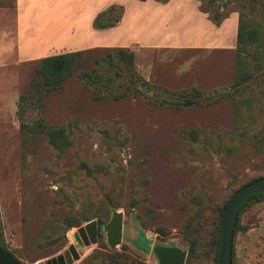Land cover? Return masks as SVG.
<instances>
[{
    "label": "rangeland",
    "instance_id": "obj_1",
    "mask_svg": "<svg viewBox=\"0 0 264 264\" xmlns=\"http://www.w3.org/2000/svg\"><path fill=\"white\" fill-rule=\"evenodd\" d=\"M183 1L202 8L212 23H195L187 8L176 18L180 23L134 27L133 21H144L135 14L148 11L139 0H0V233L20 264L43 263L69 244L78 252L71 264H109L103 259L108 246L102 227L95 243L86 246L73 241L78 226L64 231L62 244L59 238L49 242L59 237L50 229L63 217L107 201L115 207L109 217L121 213V239L114 249L129 264H156L155 244L186 253L181 231L196 208L192 199L214 208L236 182L264 172V150L256 154L253 145L264 136V0ZM110 5L111 16L121 13L117 27L92 32L101 30L92 28L94 16ZM182 9L175 0L159 12L169 18ZM213 12L217 22L210 18ZM237 14L258 31V40L240 53L250 78L231 96L200 105L207 95L232 90ZM151 27L163 40L144 44ZM138 33L140 42L132 41ZM219 35L224 47L210 48L217 44L210 39L218 41ZM36 46L45 49L41 55L31 52ZM117 47L133 51L132 69L149 85L144 90L137 82L143 96H108L125 88L127 76L116 77L113 68L93 59ZM72 50H84L85 64L58 89L32 85L39 58ZM191 89L200 93L197 104L174 110L168 101L176 96L170 92ZM38 120L62 126L71 148L58 153L43 134L20 127ZM189 130L198 132L195 139ZM78 159L92 169L90 175L77 168ZM238 224L244 229L233 233V264H264V198L242 211ZM96 252L101 257H91ZM192 264L211 263L197 257Z\"/></svg>",
    "mask_w": 264,
    "mask_h": 264
},
{
    "label": "trees",
    "instance_id": "obj_2",
    "mask_svg": "<svg viewBox=\"0 0 264 264\" xmlns=\"http://www.w3.org/2000/svg\"><path fill=\"white\" fill-rule=\"evenodd\" d=\"M158 1L165 2L166 0ZM112 9L113 5H110L104 10L98 12L92 20V28L104 29L115 25L118 22L121 13L118 12L116 15L111 16ZM199 11L205 12L202 8H199ZM210 18L214 22H217L219 15L216 12H213ZM255 40H258V31L254 27L247 25L245 21H241L239 14H237L234 45L236 56L235 71L231 83L232 90L229 92H224L223 94L215 95L213 98L211 95H207L205 96V101L200 103V105L207 106L212 103H216L225 97L231 96L232 92L238 91V89L245 85L246 81L250 78V73L247 71L245 59L240 55V53L244 52L245 48L250 46ZM133 58L134 53L132 50L128 48L117 47L105 51L99 59H93V63L95 65L99 64V61H103L110 68H113L112 73L114 76L119 77L121 74L127 76L128 81L125 88L110 92L108 96L111 99L119 100L129 94L133 96L138 94L143 96V89L142 91L137 89V82L141 86H144V90L149 87L147 81L142 79L133 71ZM84 64V50H72L41 57L36 62L34 73L37 76V79L32 82V85L36 89L55 91L59 88L61 82L64 79L68 78L75 69L83 67ZM91 70L92 72H95V69ZM81 75H84L88 80H90L91 83H93V76L91 77L85 71H83ZM94 76L97 78V75ZM170 93L175 94L176 96L175 100L168 101L174 110L197 104V99L200 97V93L196 89H191L189 91L181 90L179 92ZM236 109L237 107L234 106V110ZM20 127L21 129L30 130L32 133L43 134L46 137L47 143L58 153H63L67 149L71 148V140L69 139L68 132L65 131L62 126L47 127L40 120H38L34 125H21ZM197 133L198 132L196 130L188 131L191 139H195ZM253 145L256 154H261L264 150V136H261L259 139H257ZM77 168L82 170L87 175H90L92 172V169L88 167L84 161L79 159L77 160ZM261 176H264V172L254 175L249 179L236 182L229 190V193L223 203L214 208L203 205L199 198L192 199L196 205V208L193 213L185 219L181 231L182 238L184 239L187 246L183 264H192L193 260H195L197 257H200L201 259L204 257L208 259L211 264H215L219 242V224L223 208L239 187ZM263 198L264 191L247 197L239 205L233 226L232 237L233 233L237 229H244V227H241L238 224V218L242 211H244L252 203L258 202ZM113 208H115L114 205L110 203V201H107L106 204L99 203L91 211L88 208H82L73 215L63 217L60 224L52 225L50 229L51 234L59 232V237H51L49 242H57L59 238V244H62L64 241V231L67 228L77 227L82 222L89 221L92 218H95L97 230L96 237H99L100 228L108 221L110 210ZM156 230L162 233L161 228H156ZM0 247L6 250L1 233ZM105 249L106 251L103 254V259L107 263L129 264L126 261V256L122 252H117L114 248L110 249L109 247H105ZM91 257H101V254L96 252L91 254ZM232 259L233 253L231 244L230 264H233Z\"/></svg>",
    "mask_w": 264,
    "mask_h": 264
},
{
    "label": "water",
    "instance_id": "obj_3",
    "mask_svg": "<svg viewBox=\"0 0 264 264\" xmlns=\"http://www.w3.org/2000/svg\"><path fill=\"white\" fill-rule=\"evenodd\" d=\"M264 191V176L258 177L241 187L231 196L222 210L219 224V242L215 264H230L232 232L239 205L247 197ZM106 235V244L112 249L121 239V213L112 211L108 221L102 225ZM96 222L94 219L84 222L72 232V238L77 247L86 246L96 241ZM151 252L156 258V264H183L185 251L176 247L153 245ZM78 258V252L73 244H69L62 253L46 259L39 264H71ZM0 264H20L9 253L0 247Z\"/></svg>",
    "mask_w": 264,
    "mask_h": 264
},
{
    "label": "crops",
    "instance_id": "obj_4",
    "mask_svg": "<svg viewBox=\"0 0 264 264\" xmlns=\"http://www.w3.org/2000/svg\"><path fill=\"white\" fill-rule=\"evenodd\" d=\"M140 2L142 4H144V5H146V8H147L148 11L142 12V13L139 12V13L135 14L136 17L139 14V18L142 19V20L144 19V21L142 23H138V25H135V22L133 21L134 27L135 26H140V25H142L143 27H146V26H150L152 23H154V24H156L160 28V26L163 27V23H180L179 21H176V18L178 17V15L182 17L183 14H184V12H185V9H187V8H188V13L189 14L192 13L194 16H196V21L197 22H195V23H212V22L208 21L207 19H205V17H203V14L200 11L190 8L191 7L190 4H189L190 5V7H189L188 5H186L185 3H183L184 2L183 0H181L183 9L180 10L179 13H178V11H175L174 12V15L173 16H170L169 18H168V14H167V17L164 18L163 13L162 12L160 13L159 12L160 11L159 9L160 8H165V9L172 8V6H174L175 0H168L165 3H163L162 5L159 4V3L155 4V2L153 0H143V1H140ZM156 8H158L157 9L158 11L155 10ZM145 13H149V16L143 18V15ZM129 23H131V22H129ZM220 23H224V21H222ZM236 23H237V16H236ZM115 27H117V24L114 25L110 29L105 28V29H101V30H94L92 32H96V34H97L98 32H104V31L113 30ZM134 27L131 30V33H136L134 31ZM235 30H236V26H235ZM92 34H94V33H92ZM139 35L140 34L138 33V35H134V36H132L130 38L132 39V41H135V42H138L139 41L140 42ZM157 35L158 34H156V32L154 31V28L151 27V29H149V31L147 33H144V36H146V37L144 38V36H143L142 37V41L145 44V43H147L149 41L151 42L152 40H153V43H157V42H160L159 40H163L162 37H164V35L163 36H161V35H158L157 36ZM233 36H234L233 38H234V42H235V32H234V35ZM218 38H219V40H218ZM216 39L218 41H214L213 39H210V41H212V43H217V44H215V45H208V46L210 48L211 47H217V48L224 47L225 42H226L224 36L223 35H219V36L216 37ZM229 40L230 39H228V41ZM172 42L173 43H176V41L173 38H172ZM32 43H34V42H32ZM183 46L188 47V48L191 47L190 44L189 45H183ZM30 50H31V52H34L35 55H41L42 52H44L45 49H43V46H36V47H32ZM21 58H29V56H27V57H21Z\"/></svg>",
    "mask_w": 264,
    "mask_h": 264
},
{
    "label": "bare ground",
    "instance_id": "obj_5",
    "mask_svg": "<svg viewBox=\"0 0 264 264\" xmlns=\"http://www.w3.org/2000/svg\"><path fill=\"white\" fill-rule=\"evenodd\" d=\"M148 239H150V238L148 237Z\"/></svg>",
    "mask_w": 264,
    "mask_h": 264
}]
</instances>
